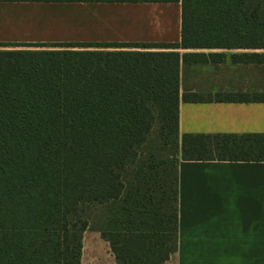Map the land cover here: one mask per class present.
<instances>
[{"label": "trees", "instance_id": "obj_1", "mask_svg": "<svg viewBox=\"0 0 264 264\" xmlns=\"http://www.w3.org/2000/svg\"><path fill=\"white\" fill-rule=\"evenodd\" d=\"M45 48L0 50V264H82L90 229L116 264H166L180 161L264 162V135L179 131L181 63L264 64V0H182L176 44Z\"/></svg>", "mask_w": 264, "mask_h": 264}, {"label": "crops", "instance_id": "obj_2", "mask_svg": "<svg viewBox=\"0 0 264 264\" xmlns=\"http://www.w3.org/2000/svg\"><path fill=\"white\" fill-rule=\"evenodd\" d=\"M181 38L182 0L0 1V44L8 48ZM247 51L199 50L228 60L181 63V135H264V101L183 100L191 93L264 96V64L229 60ZM166 264H264V162L180 161L178 251Z\"/></svg>", "mask_w": 264, "mask_h": 264}, {"label": "rangeland", "instance_id": "obj_3", "mask_svg": "<svg viewBox=\"0 0 264 264\" xmlns=\"http://www.w3.org/2000/svg\"><path fill=\"white\" fill-rule=\"evenodd\" d=\"M0 50H50V48H8L0 47ZM82 264H116L109 244L100 234L92 229L84 234V249Z\"/></svg>", "mask_w": 264, "mask_h": 264}]
</instances>
